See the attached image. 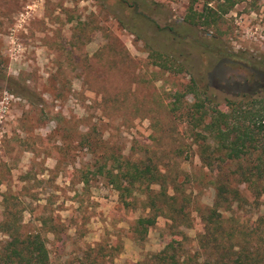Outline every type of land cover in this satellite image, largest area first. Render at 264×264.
<instances>
[{
	"label": "rangeland",
	"instance_id": "rangeland-1",
	"mask_svg": "<svg viewBox=\"0 0 264 264\" xmlns=\"http://www.w3.org/2000/svg\"><path fill=\"white\" fill-rule=\"evenodd\" d=\"M125 1L0 0V248L10 240L6 224L40 233L50 264H160L155 255L168 244L178 264H214L200 243L214 173L184 115L194 102L186 86L197 79L200 94L208 84L200 98L223 111L238 94L264 96V73L253 68L264 65V0ZM207 2L215 23L190 26L189 8L201 13ZM137 35L185 55L194 75L162 69ZM202 37L208 48L197 45ZM175 96L181 108L173 112ZM110 154L158 166L174 197L175 212L144 235L136 228L148 214L140 199L124 203L98 173ZM242 197L231 213L243 232L228 244L254 232L261 248L264 196Z\"/></svg>",
	"mask_w": 264,
	"mask_h": 264
},
{
	"label": "trees",
	"instance_id": "trees-1",
	"mask_svg": "<svg viewBox=\"0 0 264 264\" xmlns=\"http://www.w3.org/2000/svg\"><path fill=\"white\" fill-rule=\"evenodd\" d=\"M120 2L127 3L125 0ZM209 3H206L201 13L196 12L192 6L189 8L187 22L190 26L210 27L215 23L214 17L209 15L216 14L215 8H210ZM209 18L212 22H208ZM137 37L143 40L151 55L157 56L162 69L194 75V66L185 55L157 50L148 38L139 35ZM202 41L197 45L208 48L207 38L202 37ZM220 53L227 55V51ZM258 64L253 68L257 73L263 74L264 65L260 62ZM4 81L11 92L32 100L33 96L15 80L4 78ZM197 89V79L190 78L186 94L191 95L194 102L188 109L183 108L184 115L189 119L188 124L194 141L198 144L202 165L214 173L212 184L215 189L212 208L201 217L204 224V234L200 237L201 247H209L208 250L212 252L207 254V259L211 258L214 264H264V213L258 218L263 232L259 239L261 248L250 238L254 232L244 235L240 242L228 244L236 239L235 233L243 232L238 226L239 219H234L235 215L231 213L234 206L243 202L242 192L248 190L254 201L264 196V96L238 94L234 99L225 100V112L213 99L210 101L200 98L201 95H206L205 92L210 93L208 84L200 88V94ZM178 103L180 98L175 96L170 110H179L181 107L177 106ZM84 142L85 149L91 150L92 141L85 137ZM97 170L117 191L121 201L130 198L134 203L140 199L142 207L148 212L146 217L136 222V228L140 229L142 235L155 225L157 218L175 212L172 211L174 197L167 198L165 192L164 175L158 166L150 161L130 160L122 155L110 154L107 158H101ZM154 186L159 188L158 192L153 189ZM225 213L230 216L225 218ZM226 222L230 223L228 228L223 225ZM3 231L10 240L0 248V264H50L49 254L40 233L24 235L19 233L17 226L8 228L6 224ZM224 243H227L228 247H225ZM170 250L173 253L171 255ZM174 250L176 247L168 244L155 255V259L160 264H178ZM91 263L96 264V260Z\"/></svg>",
	"mask_w": 264,
	"mask_h": 264
}]
</instances>
